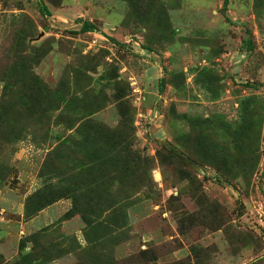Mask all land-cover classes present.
I'll use <instances>...</instances> for the list:
<instances>
[{
	"label": "rangeland",
	"instance_id": "1",
	"mask_svg": "<svg viewBox=\"0 0 264 264\" xmlns=\"http://www.w3.org/2000/svg\"><path fill=\"white\" fill-rule=\"evenodd\" d=\"M0 188V264H264V0H0Z\"/></svg>",
	"mask_w": 264,
	"mask_h": 264
},
{
	"label": "crops",
	"instance_id": "2",
	"mask_svg": "<svg viewBox=\"0 0 264 264\" xmlns=\"http://www.w3.org/2000/svg\"><path fill=\"white\" fill-rule=\"evenodd\" d=\"M24 201L25 195L18 188H0V254L2 255H5L7 248H15L23 236L52 224L65 210V205L58 202L42 209L32 218L23 220ZM63 224L64 230L73 229L70 221H65Z\"/></svg>",
	"mask_w": 264,
	"mask_h": 264
},
{
	"label": "trees",
	"instance_id": "3",
	"mask_svg": "<svg viewBox=\"0 0 264 264\" xmlns=\"http://www.w3.org/2000/svg\"><path fill=\"white\" fill-rule=\"evenodd\" d=\"M227 0H224V3L226 4ZM42 10L44 11V13H47V10L42 7ZM93 27H92V24H90L89 22L87 21H84L82 23V26L79 30V32H87V31H92ZM163 85V80H160V89ZM35 207H31V208H28L25 204H24V212H23V218L25 219H30L32 218L33 216H35L39 211H41L43 208H39L37 210H34ZM34 210V211H33Z\"/></svg>",
	"mask_w": 264,
	"mask_h": 264
}]
</instances>
